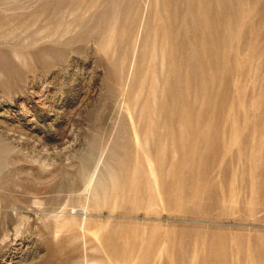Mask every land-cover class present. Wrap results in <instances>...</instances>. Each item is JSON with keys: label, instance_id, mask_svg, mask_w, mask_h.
Wrapping results in <instances>:
<instances>
[{"label": "rangeland", "instance_id": "1", "mask_svg": "<svg viewBox=\"0 0 264 264\" xmlns=\"http://www.w3.org/2000/svg\"><path fill=\"white\" fill-rule=\"evenodd\" d=\"M0 264H264V0H0Z\"/></svg>", "mask_w": 264, "mask_h": 264}]
</instances>
